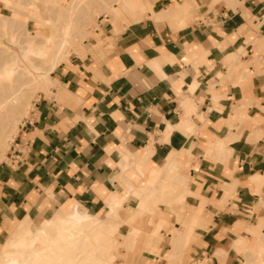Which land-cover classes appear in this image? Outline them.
I'll list each match as a JSON object with an SVG mask.
<instances>
[{"label":"crops","instance_id":"crops-1","mask_svg":"<svg viewBox=\"0 0 264 264\" xmlns=\"http://www.w3.org/2000/svg\"><path fill=\"white\" fill-rule=\"evenodd\" d=\"M111 5L51 70L0 161V220L57 210L30 221L32 237L3 264L30 262L20 247L46 225L70 228L80 247L102 243L110 226L74 208L98 216L130 185L162 190L160 170L171 169L182 173L184 210L159 207L153 233L169 240V212L180 210L189 241L175 264H238L233 244L264 217V0ZM57 236L41 241V261Z\"/></svg>","mask_w":264,"mask_h":264},{"label":"rangeland","instance_id":"rangeland-1","mask_svg":"<svg viewBox=\"0 0 264 264\" xmlns=\"http://www.w3.org/2000/svg\"><path fill=\"white\" fill-rule=\"evenodd\" d=\"M113 1L118 4L119 0H0V101L3 103L0 102V110L4 109L0 112V161L5 159L17 126L28 115L35 98L48 89L51 83V70L69 53L81 49L82 40L91 35L96 16L115 9V6L111 5ZM65 26L71 29V35L66 38L67 42L66 36L62 34ZM54 56L58 57L57 60L56 58L53 60ZM53 61H56V64ZM10 70L11 73H8ZM160 173L162 178L158 186L161 185L162 190L157 188L156 191L150 190L143 186V182L130 185L128 190L130 187L132 190L119 197V201L110 208L107 205L108 208L97 212L98 216L84 208L75 207L76 213H88L90 217L98 218L101 224L110 226L106 238L102 243H98L97 239L90 237L91 246L89 243L83 244V247L78 246L70 260L58 258L47 264H77L78 255L85 252L89 246L91 248L89 251L79 255V262L144 264L142 260L144 256L151 257L149 260L151 264H175L179 261L189 241L188 227L191 215L179 213L180 210H184L181 203L184 200L186 187L181 181L180 169L178 172L172 169L170 172L160 170ZM129 195L131 203H123ZM162 205L173 210H175L174 205H179L178 209H180L178 212H169L172 215L171 221L166 222L168 228L170 227L169 230L167 228L169 240L163 238L160 229L157 232L159 235L153 233L158 225V218L161 217L158 210ZM56 211L44 215L51 217ZM44 215H30L31 217L25 216L13 220L4 217L0 220L1 224L7 219L6 223L1 224L3 228L0 229V264H3V259L11 257L14 251L12 244L17 243L22 235L27 239L32 237L31 232L27 230L29 222H40ZM112 223H114L113 228ZM176 223L183 229L173 226ZM82 226L90 230L95 225L83 221ZM73 232L70 228L62 229V225H46L35 241L21 245L20 248L25 249L26 256L31 257L32 260L28 263L19 260V264H41V258L46 253V250L39 249L41 241L53 239L58 235L55 238L57 240L62 234L71 235ZM166 240L170 246L163 250L162 242ZM233 246L240 254L238 264H264V217L251 218L246 234L243 238L237 239ZM153 247L161 248L163 251L158 248L154 250ZM52 250L61 253L64 247L56 245L52 246Z\"/></svg>","mask_w":264,"mask_h":264},{"label":"bare ground","instance_id":"bare-ground-1","mask_svg":"<svg viewBox=\"0 0 264 264\" xmlns=\"http://www.w3.org/2000/svg\"><path fill=\"white\" fill-rule=\"evenodd\" d=\"M70 25V24H69ZM66 28L65 29H63L64 31H63V33L62 34H64L63 36H66L65 37V41L67 42V40H66V38H67V36H69V35H71L70 34V31H71V29H70V27H71V25H70V27L69 26H65ZM64 28V27H63ZM73 30V29H72ZM80 34V33H79ZM70 38V37H69ZM68 39V38H67ZM63 44V43H62ZM63 48V47H62ZM61 48V49H62ZM62 51V50H61ZM57 52V51H56ZM59 52V51H58ZM57 52V53H58ZM61 54V53H60ZM59 54V55H60ZM58 54H56V56H57ZM52 57V56H51ZM53 58V57H52ZM52 58H51V60H52ZM55 58H56V60H57V58L58 57H55L54 56V59L53 60H55ZM53 63L54 64H56V61H53ZM52 63V64H53ZM8 73H11V70L8 72ZM37 89V88H36ZM19 91H20V89H19ZM31 91V90H30ZM29 91V92H30ZM27 92V91H26ZM16 93L17 92H15V94L14 95H16ZM20 94H21V92H20ZM27 94V93H26ZM8 95V94H7ZM13 95V96H14ZM12 96V97H13ZM19 96V95H18ZM21 96V95H20ZM10 97V96H9ZM12 97H10V98H12ZM14 98V97H13ZM12 98V99H13ZM15 98H16V96H15ZM19 99H21V98H19ZM23 99V98H22ZM7 100V99H6ZM8 101V100H7ZM6 101V102H7ZM1 102V101H0ZM5 102V101H4ZM10 102V101H9ZM14 102H15V100H14ZM1 104H3L2 102H1ZM16 104V103H15ZM6 105V104H5ZM4 105V106H5ZM6 107H8V106H6ZM0 108H1V106H0ZM2 108H4V107H2ZM7 109V108H6ZM1 110H4V109H1ZM0 110V112H2ZM6 113H7V111H6ZM21 113V112H20ZM20 116V115H19ZM140 195V194H139ZM141 195H142V193H141ZM150 195V194H149ZM144 197V196H143ZM143 199V198H142ZM145 200L147 199L146 197L144 198ZM140 200V199H139ZM146 202V201H145ZM148 203V202H147ZM59 225H61V224H59ZM80 243H78V241H77V239L75 238V236L73 235V234H71V235H66V234H62L61 236H60V238H58L56 241H54V242H52V246H56V245H63V247H64V250L61 252V253H59V252H57V251H55V250H53L52 252H50V254H48V255H46L44 258H43V260H42V262H41V264H47L48 262H54L55 260H57L58 258H61L62 260H70L72 257H73V253H75V251L77 250V247H78V245H79Z\"/></svg>","mask_w":264,"mask_h":264}]
</instances>
